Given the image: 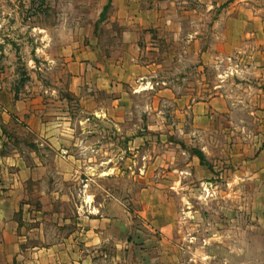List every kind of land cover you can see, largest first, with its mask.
Masks as SVG:
<instances>
[{
  "label": "rangeland",
  "instance_id": "374dc122",
  "mask_svg": "<svg viewBox=\"0 0 264 264\" xmlns=\"http://www.w3.org/2000/svg\"><path fill=\"white\" fill-rule=\"evenodd\" d=\"M137 1L141 9L156 2L160 11L199 12L200 18L184 16L181 29L189 33L196 26L202 33L198 47L203 51L213 41L210 28L224 8L219 4L208 10L212 0L201 3L191 0L186 4H177L181 0H171L173 3L169 4L167 0ZM116 7L115 0H0V87L11 93L8 104L14 103L12 92L20 94L17 99L35 98L37 105L48 114L49 123H67L74 128L78 142L70 148V153L93 168L89 176L78 172L75 180H59L57 175L56 181L51 180L53 184L49 188L56 191L46 192L51 197L56 219L75 221L76 208L81 206L85 191L93 196L95 203L109 204L105 211L107 218L113 213L112 203H119L123 218L130 220L135 228L130 241L135 253L132 250L133 257L129 258L126 256L129 250L123 248L120 263L136 264L131 263L134 260L138 264H150L153 254L155 257L161 251V233L149 225L152 221L164 223L167 213L177 222L184 221L179 234L186 235L202 236L208 222L225 219L233 221L236 233L242 221L253 219L241 207L247 201L253 204L249 195L253 191H243L241 180L229 185L221 176L226 169L225 157L230 151L233 153L229 149L233 143L227 129L236 125L235 135L242 133L240 128L245 117L241 104L235 103L236 99L241 101L242 89L238 85L235 93H231L234 98H230L229 114L208 111L198 128L201 123L195 121L193 105L205 102L215 93L212 87L219 76L227 74L224 61L215 68L213 55L205 53L206 66L199 68L200 55L194 52L193 42L186 43L177 37L174 40L169 32L176 25L157 26L138 32L139 51L135 57L141 69L136 70L131 82L121 86L122 115L116 122L120 130H115L112 119L85 121L90 113L89 103L68 93L72 62L84 57V48L92 45L100 49L99 54L105 61L124 56L118 44L123 26L108 19ZM126 54L134 55L128 51ZM145 64L149 67L142 68ZM86 73L92 80L91 70ZM95 97V103L101 108L114 110L113 94L97 89ZM8 129L14 140L11 146L30 157L34 152V138L23 131L24 124L14 121ZM198 151L203 154L205 164H199L195 155ZM50 156L48 153L47 158ZM184 171L189 174L185 176ZM211 187H216L214 194ZM177 191H189V194L184 196ZM36 202L34 194L31 204L38 207ZM70 229L62 228L56 236ZM47 230L56 232L53 228ZM157 241L159 245L152 246ZM148 243H152L150 248L145 247ZM197 244L192 240L191 249L199 248ZM99 251L100 259L94 258V264H118L113 262L116 250L112 245L106 244ZM89 254L91 249L86 255ZM190 256L189 252L184 256V264H204L190 260ZM153 261V264L160 263Z\"/></svg>",
  "mask_w": 264,
  "mask_h": 264
},
{
  "label": "crops",
  "instance_id": "0c3cea01",
  "mask_svg": "<svg viewBox=\"0 0 264 264\" xmlns=\"http://www.w3.org/2000/svg\"><path fill=\"white\" fill-rule=\"evenodd\" d=\"M115 1L117 7L108 19L123 26L118 44L125 52L124 56L105 61L99 54L100 49L96 50L91 43V47L84 48V57L72 62L68 93L89 103L90 113L85 121L112 119L115 130H120L121 126L116 122L119 120L117 117L122 115L121 86L131 82L136 70L141 69L135 57V52L139 51L138 32L157 26L171 28L176 25L177 28L169 34L174 40L177 37L183 38L186 43L193 42L194 52L200 55L199 68L206 66L205 53L213 55L215 68L224 61L227 74L219 76L220 80L212 87L215 93L205 102L193 105L195 121L203 122L208 111L210 114H229L232 107L230 98H234L231 93H235L238 85L242 89L241 101L235 100V103L241 104L240 109L245 117L240 128L242 133L235 135L236 125L227 129L233 143L229 144V149H233V153L230 151L225 157L223 162L226 169L221 176L229 185L241 180L243 191H253L249 194L253 204L247 201L241 206L243 211L247 210V215L252 214L253 219L242 221L236 233L233 221L231 223V220L225 219L208 222L209 226L203 230L202 236L198 233L191 236L179 234L180 224L184 221L177 222L167 213L164 223L152 221L149 225V228H156L161 233V243H151L152 246L161 244V251L158 250L155 257L153 254L154 259L150 264L154 263L153 260H159V264H184L183 259L188 252L190 260H200L204 264H264V0L210 1L208 10L219 4L224 8L213 21L214 25L210 28L213 41L204 51L198 47L202 33L196 26L189 33L181 29L184 16L200 18L202 15L199 12L160 11L156 2L149 8L141 9L137 0ZM170 1L167 0L168 4L173 3ZM188 1L191 0H181L177 4ZM127 51L134 55L126 54ZM89 70L92 80L86 73ZM230 84L234 87H230ZM221 88L223 92L217 91ZM97 89L113 94L111 103L114 110H106L95 103ZM10 94L9 89L0 87V264H94V258L100 259L99 248L106 244L116 250L113 262L121 264L123 248L129 250L126 256L132 258L131 251L135 253V249L130 241L134 238L135 228L130 220L123 218L119 203H112L113 213L107 218L105 211L109 204L95 203L93 196L85 191L81 206L76 208L75 221L56 219L51 197L46 192L56 191L49 188L53 184L51 180L56 181V175L59 180H75L78 172L89 176L93 168L70 153V148L77 146L78 142L74 128L67 123H49L48 114L44 113L42 106L37 105L35 98L24 96L17 99L20 94L12 92L14 103L8 104L6 101L10 99ZM14 121L23 123V131L34 138V152L30 157L10 144L14 140H11L8 128ZM201 126L202 123L198 128ZM9 145L10 151L7 150ZM46 151L51 155L49 158ZM227 168H234L235 171ZM183 173L185 176L189 174L186 171ZM32 188L34 191H31ZM211 190L214 194L216 187H211ZM177 192L184 196L189 194V191ZM34 194L38 207L31 204ZM68 227L72 228L69 232L56 236L62 228ZM47 228L55 229V234ZM217 228H221L220 231ZM192 240L197 241L199 248L191 249ZM151 244L145 247L150 248ZM88 249H91V254L86 255ZM131 263L138 264L134 260Z\"/></svg>",
  "mask_w": 264,
  "mask_h": 264
},
{
  "label": "trees",
  "instance_id": "16d2710c",
  "mask_svg": "<svg viewBox=\"0 0 264 264\" xmlns=\"http://www.w3.org/2000/svg\"><path fill=\"white\" fill-rule=\"evenodd\" d=\"M103 10H104V8H103ZM195 155H196L197 159L199 160V164H201V165L205 164L204 156H203V154L200 151H198Z\"/></svg>",
  "mask_w": 264,
  "mask_h": 264
}]
</instances>
